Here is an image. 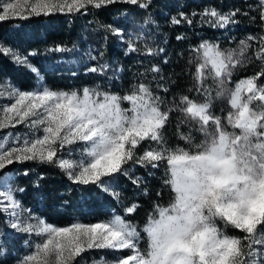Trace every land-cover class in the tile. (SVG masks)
Segmentation results:
<instances>
[{
  "label": "snow or ice",
  "instance_id": "1",
  "mask_svg": "<svg viewBox=\"0 0 264 264\" xmlns=\"http://www.w3.org/2000/svg\"><path fill=\"white\" fill-rule=\"evenodd\" d=\"M115 3L147 10L152 0H0V21L87 13L89 8ZM259 7L264 9V0ZM239 12L205 8L200 22L226 28L236 23ZM260 18L264 21V11ZM152 22L150 15L144 20ZM171 23L194 21L179 12ZM104 27L117 37L127 35L126 29ZM251 41L257 42L255 58L264 63V35L246 37L237 49L202 40L189 53L192 87L171 100L161 94V89L166 94L169 88L164 86L162 68L153 63L167 52L154 40L140 48L129 38L128 51L143 52L148 67L143 79L123 93L99 84L52 89L29 60L36 51L24 53L0 42V55L35 73L38 81L33 90L11 88L8 103L0 105V130L18 125L26 129L0 136V217L7 216L18 233L36 237L25 241L29 251L16 264H80L77 258L93 249L108 250L111 256L92 264H264V67L229 86L237 67L251 59L244 57ZM53 50L71 51L61 46ZM89 59L98 57L89 53ZM113 67L98 62L87 72L104 76ZM217 99L227 101L226 115L223 109L221 115L213 110ZM174 117L183 146L172 145L166 135ZM181 126L189 131L182 132ZM194 133L202 139L197 141ZM27 161L58 167L74 184L85 186L86 195L94 189L108 192L118 176L129 175L132 165L163 169L162 187L172 195L166 204L154 202L143 224L130 219L139 207L132 203L125 205L123 214L102 222L76 220L58 226L34 217L17 196L25 189L12 186L3 172L14 162ZM132 183L139 187L143 179L135 177ZM111 195L121 198L119 192ZM162 196V191L157 192L161 200ZM4 251L0 245V254Z\"/></svg>",
  "mask_w": 264,
  "mask_h": 264
},
{
  "label": "trees",
  "instance_id": "2",
  "mask_svg": "<svg viewBox=\"0 0 264 264\" xmlns=\"http://www.w3.org/2000/svg\"><path fill=\"white\" fill-rule=\"evenodd\" d=\"M259 4L260 0H152L147 10L135 5L115 3L99 9L89 8L87 13L13 17L0 21V42L24 53L36 51L38 54L29 56V60L39 70L43 82L52 89H78L99 84L111 91L123 93L143 79L142 74L146 73L148 67L143 52L128 51L129 38L134 46L140 48H145L146 43L152 44L154 40L155 45L163 47L167 52L166 57L162 53L156 56L153 63H158L162 68L161 74L167 81L164 86L169 88L166 94L161 89V94L171 100L173 95L187 93L188 88L192 87L189 53L202 40L215 41L225 49H237L240 41L246 37L264 35V21L260 18L264 9ZM209 7L224 13L235 9L240 12L235 17L236 23L226 28H212L200 22V13ZM179 12L191 17L194 23L172 24L171 18ZM193 13L196 15L193 16ZM149 15L153 22L145 24L144 20ZM109 24L126 29L127 35L117 37L107 32L104 26ZM178 35H184L186 39L177 40ZM249 43L251 47L244 57L251 59L237 67L232 83L264 67V63L254 55L257 42ZM57 46L71 51L56 52L53 49ZM100 52H103V57H99ZM89 53L97 56L98 60L89 59ZM164 59L168 61L166 64ZM104 61L114 66L107 70L106 75L87 72L88 67ZM115 69L118 71L114 76ZM147 77L152 79L151 74H147ZM0 81L10 88L22 90H32L38 86L35 73L15 64L4 55H0ZM222 109L223 114H226V102L216 100L213 110L221 115ZM176 123L174 117L166 135L172 145L183 146L184 142L177 136ZM180 130L187 133L189 128L181 126ZM194 135L197 141L202 139L199 133ZM25 171L29 173L27 176L23 174ZM3 172L12 186L18 185L25 189L17 196L34 217H41L58 226H67L76 220L85 223L104 221L113 214H123L125 205L132 203L139 207L130 219L143 224L153 203L166 204L172 195L169 189L162 187L163 169L156 171L139 165H132L129 175L118 176L108 192L94 189L92 195H86L85 186L74 184L61 169L51 164L14 162ZM41 176L43 179H38ZM135 177L143 179L141 186L132 183ZM113 191L121 194L119 200L111 195ZM160 191L163 192L162 200L157 197ZM25 237V234L10 227L7 216L0 217V245L5 249L0 254V262L11 263L23 254L21 249ZM106 255L110 257L111 253L108 250L93 249L84 253L82 259H77L80 264H92L93 260Z\"/></svg>",
  "mask_w": 264,
  "mask_h": 264
},
{
  "label": "rangeland",
  "instance_id": "3",
  "mask_svg": "<svg viewBox=\"0 0 264 264\" xmlns=\"http://www.w3.org/2000/svg\"><path fill=\"white\" fill-rule=\"evenodd\" d=\"M246 78V77H245ZM239 81V80H238ZM237 82V81H236ZM232 83L231 85H229L230 87H234L235 83ZM11 88L5 83V82H1L0 81V91H3V97L0 98V105H6L8 103V91L10 90ZM33 90V89H32ZM191 95H195V93H192ZM217 100H221V99H217ZM226 102V105L227 107L229 108V105L227 103L226 100H224ZM127 106V105H125ZM227 113V111H226ZM226 115V114H225ZM26 129L24 128L23 125H18L16 128H7V129H4V130H0V136L4 135L5 133L11 131V132H24ZM102 222V221H100ZM97 223V222H95ZM26 237H25V241H28V240H35L36 237L34 235H27L25 234ZM25 241L23 242V248L21 249V252H23V254H21L19 257H22L26 252L29 251V248L28 246L25 244ZM18 257V258H19ZM17 260V259H16ZM16 260L11 262V263H8V264H16ZM5 264V263H3Z\"/></svg>",
  "mask_w": 264,
  "mask_h": 264
}]
</instances>
